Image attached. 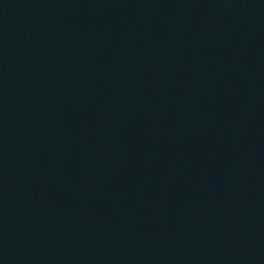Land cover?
I'll use <instances>...</instances> for the list:
<instances>
[{"label":"water","instance_id":"obj_1","mask_svg":"<svg viewBox=\"0 0 264 264\" xmlns=\"http://www.w3.org/2000/svg\"><path fill=\"white\" fill-rule=\"evenodd\" d=\"M0 264H264V0H0Z\"/></svg>","mask_w":264,"mask_h":264}]
</instances>
